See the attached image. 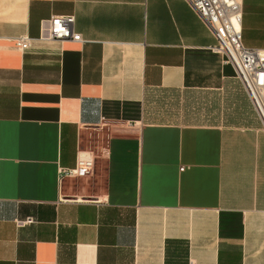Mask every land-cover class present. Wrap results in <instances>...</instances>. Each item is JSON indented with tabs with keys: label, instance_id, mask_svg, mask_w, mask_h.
Wrapping results in <instances>:
<instances>
[{
	"label": "crops",
	"instance_id": "0c3cea01",
	"mask_svg": "<svg viewBox=\"0 0 264 264\" xmlns=\"http://www.w3.org/2000/svg\"><path fill=\"white\" fill-rule=\"evenodd\" d=\"M216 45L189 0H0V264H264V122Z\"/></svg>",
	"mask_w": 264,
	"mask_h": 264
},
{
	"label": "built area",
	"instance_id": "2783aa9c",
	"mask_svg": "<svg viewBox=\"0 0 264 264\" xmlns=\"http://www.w3.org/2000/svg\"><path fill=\"white\" fill-rule=\"evenodd\" d=\"M217 40L216 51L225 56L224 61L234 66L256 111L264 122V49L248 47L242 39V5L240 0H189ZM76 17L73 14H54L44 22V35L52 39L84 41L75 30ZM18 47L27 50L32 46L29 36L15 40ZM94 158L91 152L81 151L74 168L60 167V180L65 175L84 176L92 173ZM182 166L180 170H184ZM28 218L21 223H30Z\"/></svg>",
	"mask_w": 264,
	"mask_h": 264
}]
</instances>
